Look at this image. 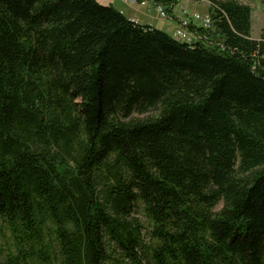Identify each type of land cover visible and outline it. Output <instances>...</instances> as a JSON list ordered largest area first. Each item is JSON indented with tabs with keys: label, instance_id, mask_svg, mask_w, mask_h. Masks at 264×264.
<instances>
[{
	"label": "trees",
	"instance_id": "16d2710c",
	"mask_svg": "<svg viewBox=\"0 0 264 264\" xmlns=\"http://www.w3.org/2000/svg\"><path fill=\"white\" fill-rule=\"evenodd\" d=\"M207 1L188 43L97 0H0V264H264V41Z\"/></svg>",
	"mask_w": 264,
	"mask_h": 264
},
{
	"label": "rangeland",
	"instance_id": "374dc122",
	"mask_svg": "<svg viewBox=\"0 0 264 264\" xmlns=\"http://www.w3.org/2000/svg\"><path fill=\"white\" fill-rule=\"evenodd\" d=\"M101 4L105 5L108 4L107 0H100ZM123 1V0H122ZM183 3H179L173 11L178 12L180 11V18L181 19V13H182V7L187 9L191 14H200L202 16H209V10H210V2L207 0H182ZM242 3L249 5L252 8V38L260 41H264V0H240ZM125 4V3H124ZM127 5V4H126ZM134 6V5H130ZM147 8H151V12H153V15L156 16L157 20H155V25L158 29L163 30L170 34V36H173L174 31V25L172 23H169L167 19L162 17L160 9L153 5V1H148ZM193 12H191V11ZM165 13L171 17L172 13H168L165 11ZM190 31V30H189ZM186 33V32H185ZM188 35V33H186ZM186 38L182 37L180 38V41L185 42ZM193 41V39H192ZM131 219L137 220L143 227H142V236L144 240H148L146 237L147 229L148 228V220L146 219V216L142 210L141 207L137 205V207L131 212ZM5 239L7 237H4L0 235V261L3 258V253L5 252Z\"/></svg>",
	"mask_w": 264,
	"mask_h": 264
},
{
	"label": "crops",
	"instance_id": "0c3cea01",
	"mask_svg": "<svg viewBox=\"0 0 264 264\" xmlns=\"http://www.w3.org/2000/svg\"><path fill=\"white\" fill-rule=\"evenodd\" d=\"M97 1L101 3L100 0H97ZM107 1H108V4H105V5H113L117 10L123 13L130 20H136L139 24L150 25V26H153L154 28H157V26L154 23L155 20H157V18L155 15H153V12H151V8H147L146 6H141L139 4H136L134 6H129V5L124 4L122 0H107ZM180 3L182 4L183 1L180 0ZM179 18H180V11L176 13L175 11H173L171 15V20L168 21L169 23H172L174 25L173 36L175 32L180 28ZM187 42L192 43L195 41H189L187 39Z\"/></svg>",
	"mask_w": 264,
	"mask_h": 264
},
{
	"label": "built area",
	"instance_id": "2783aa9c",
	"mask_svg": "<svg viewBox=\"0 0 264 264\" xmlns=\"http://www.w3.org/2000/svg\"><path fill=\"white\" fill-rule=\"evenodd\" d=\"M123 2L129 6L136 4H139L141 6L148 5V1L145 0L141 2L139 0H123ZM153 5L155 4L153 3ZM157 7L160 9L163 18L165 17L167 20H171V17L165 13L162 7L159 6ZM179 23L182 29L176 33L177 37H187L189 41H192V39L193 41H198V37L193 32L189 31L190 24L201 26L206 29H209L212 26V20L209 16L207 15L202 16L200 14H191L187 9L183 7H182L181 19ZM185 32L188 33V35Z\"/></svg>",
	"mask_w": 264,
	"mask_h": 264
},
{
	"label": "bare ground",
	"instance_id": "6f19581e",
	"mask_svg": "<svg viewBox=\"0 0 264 264\" xmlns=\"http://www.w3.org/2000/svg\"><path fill=\"white\" fill-rule=\"evenodd\" d=\"M149 1V0H148ZM134 21H136V20H134ZM167 21H170V20H167ZM136 23H138L137 21H136ZM182 29V27H181V25H180V28L175 32V34H174V38H176V39H178V40H180V38H182V37H177V35H176V33L179 31V30H181ZM184 38H186L185 40H186V42H187V37H184Z\"/></svg>",
	"mask_w": 264,
	"mask_h": 264
}]
</instances>
